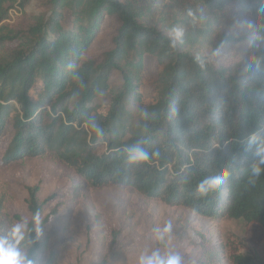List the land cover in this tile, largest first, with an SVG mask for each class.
<instances>
[{"label":"trees","instance_id":"1","mask_svg":"<svg viewBox=\"0 0 264 264\" xmlns=\"http://www.w3.org/2000/svg\"><path fill=\"white\" fill-rule=\"evenodd\" d=\"M29 2L0 0V138L9 119L13 133L2 163L53 154L91 190L131 189L199 216L242 220L260 228L264 241V177L254 187L246 183L258 161L248 137L264 139V70L236 76L232 57L238 54L231 49L241 39L234 35L225 64L201 70L195 59L223 38L232 14L254 18L258 0H47V13L18 29L13 14ZM198 5L207 24L194 26L186 12ZM105 18L118 22L112 49L100 62L84 59ZM209 25L222 28L216 39ZM176 27L185 34L173 47ZM145 56L156 68L149 97L140 90ZM69 63L77 67L69 70ZM74 73L83 84L72 80ZM113 73L120 87L109 86ZM99 93L107 102L93 106ZM91 117L103 128L99 136L85 126ZM141 140L146 151L159 154L130 165L124 149ZM220 171L229 174L225 184L199 196V181ZM38 192V185L27 189L30 221L52 201L39 202ZM2 212L0 199V218ZM224 249L228 264H264L242 239L230 238ZM30 251L37 260L47 245L38 241Z\"/></svg>","mask_w":264,"mask_h":264},{"label":"rangeland","instance_id":"2","mask_svg":"<svg viewBox=\"0 0 264 264\" xmlns=\"http://www.w3.org/2000/svg\"><path fill=\"white\" fill-rule=\"evenodd\" d=\"M47 11V0H30L22 12L13 14L16 28L29 27L34 17ZM243 16L252 18L248 14ZM117 27L116 19L105 18L84 59L100 62L112 49L111 40ZM228 29H223V33ZM234 36L241 41L231 50L239 54L244 37L242 34ZM225 61L224 51V58L217 65ZM142 65L140 90L149 97L150 82L156 74L155 61L145 56ZM108 83L111 87H120L122 80L113 73ZM107 99L108 95L99 93L92 105L101 106ZM11 124L9 119L0 138V199L3 203L0 229H8L13 216L30 221L26 205L28 188L39 186V202L52 198L46 205L48 209L41 214L39 241L47 245V251L38 256L37 264H137L145 249L156 247H160L162 253H182L185 264H228L224 247L230 238L246 241L264 259L260 228L247 226L242 220L199 216L182 207L146 199L131 189L91 190L53 154L5 166L2 159L13 136ZM168 219L173 220V233L165 248L153 239L152 228ZM52 255L55 257L51 261Z\"/></svg>","mask_w":264,"mask_h":264},{"label":"clouds","instance_id":"3","mask_svg":"<svg viewBox=\"0 0 264 264\" xmlns=\"http://www.w3.org/2000/svg\"><path fill=\"white\" fill-rule=\"evenodd\" d=\"M259 6L254 10V18H246L240 13H234L230 17V27L228 32L219 39L215 46L206 44L195 59L201 70H206L209 66H216L223 58L224 51L229 44V37L242 34L244 39L241 51L238 55L232 57V66H238L236 76L245 79L248 74L254 71L264 70V0H258ZM190 23L194 26L207 24L203 12V6L189 8L186 12ZM210 39H216L222 32V28L216 25H209ZM173 37V47L176 41H182L184 29L176 27L171 30ZM68 69L77 67L72 63L68 64ZM72 80L77 84H83V78L74 73ZM141 118H147L148 113L145 109L139 110ZM85 126L94 132L97 136L103 133V128L94 117L85 121ZM144 141L126 147L124 149L127 163L138 165L147 163L151 157L157 156L158 152L149 153L142 147ZM256 146L255 155L258 161L254 163L249 171L247 185L255 186L257 181L264 177V139L252 133L247 140L248 148ZM229 174L226 171H220L216 175L202 178L196 185V192L204 197L209 193L215 192L221 188L228 180ZM42 220L39 211L32 214L31 221L20 219L13 222L10 227L0 233V264H37V261L31 255V248L40 240L42 236ZM173 233V220L168 219L162 225L157 224L152 228L153 239L165 248L171 239ZM137 264H185V258L178 251H161L160 247L154 249H145L138 257Z\"/></svg>","mask_w":264,"mask_h":264}]
</instances>
